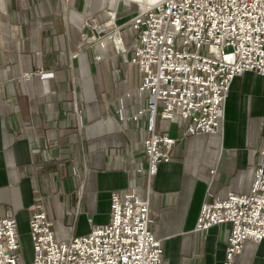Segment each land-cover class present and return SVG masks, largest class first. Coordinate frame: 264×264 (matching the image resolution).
Masks as SVG:
<instances>
[{"label":"crops","instance_id":"0c3cea01","mask_svg":"<svg viewBox=\"0 0 264 264\" xmlns=\"http://www.w3.org/2000/svg\"><path fill=\"white\" fill-rule=\"evenodd\" d=\"M159 1L115 0L126 46L134 13L122 4L144 11ZM109 11L105 0H0V218L16 219L20 243L38 203L64 241L110 225L114 195L136 186L143 194L147 185L144 121L121 120L147 105L142 76L124 55L85 42L98 34L95 25L110 30ZM224 115L221 130L186 138L179 124L159 122V131L179 139L150 192L161 264L226 261L231 225L195 229L205 203L249 195L264 167V76L236 78ZM21 250L30 263L33 248L28 256ZM233 264H264V241H246Z\"/></svg>","mask_w":264,"mask_h":264},{"label":"built area","instance_id":"2783aa9c","mask_svg":"<svg viewBox=\"0 0 264 264\" xmlns=\"http://www.w3.org/2000/svg\"><path fill=\"white\" fill-rule=\"evenodd\" d=\"M129 24L131 47L112 12L110 30L95 25L98 34L85 42L124 55L142 76L138 91L146 94L147 105L121 120L144 121L145 190L141 194L136 186L115 194L110 225L64 241L56 239L44 204H36L30 215L33 259L28 264H161L163 244L149 228L150 192L159 164L172 161L179 139L159 131V122L179 124L183 138L215 133L223 127L234 80L245 72L264 76V0H162L139 9ZM48 76L53 74L39 77ZM222 224L231 225L224 264H233L246 241H264L263 166L254 172L249 195L230 192L225 199L205 203L195 231ZM0 264H26L12 216L0 218Z\"/></svg>","mask_w":264,"mask_h":264},{"label":"rangeland","instance_id":"374dc122","mask_svg":"<svg viewBox=\"0 0 264 264\" xmlns=\"http://www.w3.org/2000/svg\"><path fill=\"white\" fill-rule=\"evenodd\" d=\"M105 4L106 5H108V7H110V9L112 10V11H109V12H112L113 14H114V12L113 11H115V9H116V2H115V0H105ZM128 7V8H130L131 10V12L132 13H137L138 11H139V8H138V6L137 5H135V4H132V5H128V6H126V5H124V4H122V7ZM130 6V7H129ZM113 8V9H112ZM133 14V15H134ZM21 244H22V246H23V248L25 249V252H26V255L28 256L29 255V253H31L32 252V248H33V246H32V242H31V239H30V234H28V233H26V234H23L22 236H21Z\"/></svg>","mask_w":264,"mask_h":264},{"label":"bare ground","instance_id":"6f19581e","mask_svg":"<svg viewBox=\"0 0 264 264\" xmlns=\"http://www.w3.org/2000/svg\"><path fill=\"white\" fill-rule=\"evenodd\" d=\"M161 1H162V0H161ZM161 1H159L158 3H160ZM158 3H156V4H158ZM154 6H155V5H154ZM154 6H153V7H154Z\"/></svg>","mask_w":264,"mask_h":264}]
</instances>
